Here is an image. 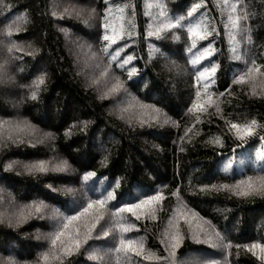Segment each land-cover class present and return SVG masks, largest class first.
I'll return each mask as SVG.
<instances>
[{"label":"trees","instance_id":"trees-1","mask_svg":"<svg viewBox=\"0 0 264 264\" xmlns=\"http://www.w3.org/2000/svg\"><path fill=\"white\" fill-rule=\"evenodd\" d=\"M125 2L128 8L124 21L117 19L115 11L110 21L116 28L121 23L127 28L129 19L135 25V36L125 49L137 58L133 61L138 69V76L133 77L137 85H125L136 97V102L131 103L126 97L117 102L113 94L104 96L114 83L111 75H101L105 64L99 52L104 0H0V38L9 26L12 29L7 41L0 39V60L13 57L8 68L14 81L0 84V256H11L19 264H44L40 254L50 248L48 235L57 219L53 210L64 213L65 204L80 199L81 185L73 181L88 169L95 170L98 176L103 173L98 186L108 179L120 178L121 190L132 196L156 190L164 194L165 199L156 205V219L136 221L125 214L129 223L136 224L125 235L142 238L146 251L166 255L160 238L175 210L185 214L178 221L184 239L176 250L177 264H197L211 253H215L212 258H223L227 264H262L243 248L237 251L233 247L225 254L209 244L196 243L191 234L201 226L227 236L233 245L264 243V195L240 196L233 190L239 180L264 176V167L246 164L230 172L217 169L223 161L221 155L230 157L264 143V0H115L120 5ZM196 2L204 6L194 14L195 19L216 22L219 33L214 41L219 54L214 53L218 69L211 85L212 104L206 103V111L200 113L189 112L197 86L185 59L186 32L168 30L171 35L163 40L144 34L148 23L159 17L161 8L157 4L163 5L171 18L186 14ZM232 4L237 5L236 15L248 13V19L241 22L248 31L235 33L239 60L233 58V45L223 27ZM145 12L149 15L145 16ZM172 35L181 39L174 40ZM248 36L251 40L245 38ZM124 39L128 40L126 34ZM9 41L19 45L20 50L7 53L3 44ZM150 45L158 49L152 56ZM253 60L260 71L233 84L234 77L247 72ZM41 72L46 73L45 83L33 100L29 86ZM115 74L127 81L126 73L116 70ZM137 102L160 109L158 120L141 127L139 121L147 117ZM201 102H206L203 90ZM165 116L168 123L164 122ZM252 119L257 121L254 135L244 142L237 140L225 124V120L244 123ZM85 121L86 125L81 123ZM74 124L77 126L66 136L65 130ZM46 133L52 135L45 136ZM216 138L221 141L219 145L213 143ZM104 156L106 166L100 163ZM49 158L66 160L68 171L30 174L19 163ZM9 161L16 163L5 171L4 164ZM204 185L208 187L201 190ZM69 188L74 191H66ZM173 191L179 192V198L171 196ZM37 198L48 206L40 219L34 211L29 215L26 207ZM21 212L25 218L18 222ZM77 261L99 264L77 254L50 264ZM138 262L159 264L155 259L141 260L133 255L131 264Z\"/></svg>","mask_w":264,"mask_h":264},{"label":"snow or ice","instance_id":"snow-or-ice-1","mask_svg":"<svg viewBox=\"0 0 264 264\" xmlns=\"http://www.w3.org/2000/svg\"><path fill=\"white\" fill-rule=\"evenodd\" d=\"M104 16L101 27L103 28V34L99 37L101 46L99 52L104 59V67L101 72L102 76L111 75L114 83L107 89L104 96L109 94L115 96L117 102H123L122 97H126L128 102H136V97L128 91L125 87L126 83L129 86L135 87L137 81L133 80V77L138 76L137 67L133 66V61L137 58L134 53L125 52V49L129 47V41L135 36L132 29L135 25L129 19L127 21V28L124 23H121L119 28L113 26L110 18L115 11L118 13L117 19L124 21V13L128 8V4L125 2L123 5L115 3V0H104ZM202 3H192L186 10V14L180 16L169 17L163 11V5L157 4V7L161 8L159 17L155 22H149L144 34L151 38L156 37L157 40H163L167 38L171 33L168 30H172L174 33L177 29L186 32L187 40L185 41L184 51L187 53L186 63L190 65L189 71L192 73V79L197 86L195 92L196 99L193 101L189 112H204L206 111V103L212 104L213 91L211 85L214 83L218 64L213 62L215 60L214 53L219 54L218 50L214 46V41L219 35L217 32L216 22H208L207 20H196L194 14H198L197 10L202 8ZM11 7V6H9ZM237 5L232 4L230 14L227 17V22L223 27L225 34L228 36L229 43L233 45L231 51L233 58L236 60L241 59V56L236 51V36L237 31L246 32L248 29L244 28L242 21L248 19V13L242 11V14L236 15ZM134 14V13H133ZM56 15L55 12L52 13ZM149 13L145 12V16ZM7 19V17H5ZM195 21V22H193ZM19 31V29H17ZM125 34L128 40L124 39ZM12 36V29L9 26L3 33L2 40L7 41ZM247 40H251V37H245ZM172 39L180 40L178 35H172ZM120 41V43H117ZM7 53L11 54L14 50L19 51L20 46L13 41H9L3 44ZM150 47L151 56L152 52L158 51L152 45ZM163 55V53H160ZM32 55V53H29ZM190 57V58H189ZM208 57H212V60H207ZM13 57L11 55L5 56L0 60V84L12 83L13 76L9 74V64L12 62ZM201 61L205 63L202 64ZM208 65V66H205ZM116 70H119L121 74L126 73L127 81L122 80L120 75H116ZM260 71L259 66L256 65L255 60L252 61L251 66H248L247 72L236 75L233 79V84L242 83L246 77H253V74ZM46 79V73L41 72L35 77L30 88V98L35 100L38 97V89L44 85ZM231 87V85L229 86ZM206 98V102H201V96ZM227 91V90H226ZM216 95H224V93H215ZM138 107L144 111L146 119H141V127L149 124L151 121H157L161 110L156 108L155 105L137 102ZM217 114H220L219 106L216 105ZM199 115L196 116V120L199 121ZM169 118L164 117V122L168 123ZM87 124V122H81ZM225 124L228 126L229 131H234L237 140L244 142L246 138L254 135L255 127L257 126L256 119H252L250 122L235 123L225 120ZM77 125H71L69 129L65 130V135H71V128ZM30 127V126H29ZM187 135V129L186 133ZM51 133H46L45 136H50ZM183 140L184 137H181ZM21 142V141H18ZM213 143L219 145L221 141L219 138L214 139ZM34 147L35 145H29ZM221 159L225 160L224 171H227L231 158L221 155ZM257 160H264V143H261L259 149L256 152ZM107 156H104L101 160V165L106 166ZM14 163L9 161L4 164V170H11ZM25 171L30 174H48V173H63L68 171L70 165L66 160L59 158H49L48 160L39 159L30 162H19ZM103 176V173L100 174ZM95 170L85 169L82 174L74 180V183L81 185V193L79 200H73L65 204V212L60 213L59 209H54L56 214V223L54 230L48 235V241L50 248L40 254V259L44 261V264H50L51 261H60L65 257H71L74 254L86 255L88 262H96L99 264H105L106 261H115V264H131L133 255L141 258V260H157L159 264H177L176 250L180 248L184 236L181 234L178 226V221L185 218V214L176 212L174 210L173 215L168 218V229L160 238V244L163 246L164 256H156L151 251L145 250V245L142 238L132 239L128 238L125 234L132 232L136 228L135 223H129L125 214H130L136 221L142 219H156V205L165 199L164 194L156 190L149 194L147 192L132 196L121 190L122 180L120 178L108 179L103 182L102 186L97 185V180L100 179ZM46 188L51 189L53 192L57 189L52 185H45ZM208 185H204L201 190L207 188ZM212 187H216L212 185ZM220 187H229L228 185H220ZM235 194L240 196H247L251 193L264 195V176H259L255 180L252 177H248L245 180H239L234 186ZM68 192L74 190L66 189ZM128 198L125 199V196ZM172 197L179 198V192L173 191ZM142 197V198H141ZM29 209V215L34 213L36 218H43L44 209L48 206L43 200L34 199L32 203L26 206ZM193 215H195L193 213ZM24 213L21 212L18 218V222L24 219ZM199 230L191 234V239L196 243L209 244L214 249H220L222 253L229 254V250L233 247L239 251L241 248L251 252L253 256L262 261L264 264V243L253 242L250 244H236L233 245L228 240L227 236L221 235L220 232L209 231L207 228L198 226ZM203 237V238H201ZM108 245V247H95L94 245ZM259 251V254L257 252ZM215 253L209 254L207 258L201 259L197 264H227L225 259L212 258ZM0 264H19L11 256H0ZM77 264H81L77 261ZM139 264V262H138ZM184 264V262H181Z\"/></svg>","mask_w":264,"mask_h":264},{"label":"rangeland","instance_id":"rangeland-1","mask_svg":"<svg viewBox=\"0 0 264 264\" xmlns=\"http://www.w3.org/2000/svg\"><path fill=\"white\" fill-rule=\"evenodd\" d=\"M152 56V53H151ZM261 146V145H260ZM250 148L246 147L243 150L234 153L230 156L231 164L227 171H224L225 160L221 161L217 165V169L221 172H230L231 170H241L246 164H250L254 167H264V160L256 159L257 149L260 148Z\"/></svg>","mask_w":264,"mask_h":264}]
</instances>
